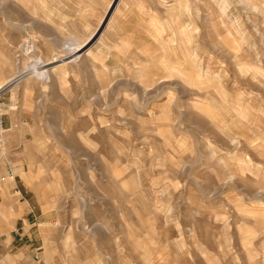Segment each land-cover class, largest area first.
Instances as JSON below:
<instances>
[{
    "label": "rangeland",
    "instance_id": "rangeland-1",
    "mask_svg": "<svg viewBox=\"0 0 264 264\" xmlns=\"http://www.w3.org/2000/svg\"><path fill=\"white\" fill-rule=\"evenodd\" d=\"M172 12L196 63L160 42ZM54 55L65 73L37 78ZM163 55L187 76L156 80ZM5 80L0 264H264V16L236 0H0Z\"/></svg>",
    "mask_w": 264,
    "mask_h": 264
},
{
    "label": "bare ground",
    "instance_id": "bare-ground-1",
    "mask_svg": "<svg viewBox=\"0 0 264 264\" xmlns=\"http://www.w3.org/2000/svg\"><path fill=\"white\" fill-rule=\"evenodd\" d=\"M121 2L122 0H118V2ZM240 5H241V7H243V8H246V9H249V10H251V11H253V12H256V13H258V14H261L262 16H264V4H262V3H259V2H257V1H254V0H236ZM64 4V3H63ZM125 4V3H124ZM126 5V4H125ZM111 8V7H110ZM109 8V9H110ZM220 8H221V11L223 12V13H226L227 12V9H228V4H227V2H225V1H222L221 3H220ZM83 9L84 8H81V9H77V10H79V11H83ZM87 11V10H86ZM88 12V11H87ZM173 13V16L174 15H177L178 14V19L176 20V18H173L171 21H172V23H173V26H174V30H173V32H172V35H170L167 39H165V40H159L158 38V40L161 42V44L164 46V49H167L168 50V47H171L172 46V44H176L179 48H181V49H183V54H184V57L186 58L185 60L186 61H190V62H194V63H196V62H198V57H197V53H198V49H200V44H195L194 45V42H195V40H194V38H195V35H194V33L193 34H184V32H182V31H180V28H181V26H182V24H184V22H182L181 21V16H180V13L179 12H172ZM177 13V14H176ZM103 18H105V17H103ZM108 20V19H107ZM171 23V24H172ZM110 25H112V24H110ZM165 26V25H164ZM239 26V25H238ZM70 27V26H69ZM107 27H109V26H107ZM106 27V28H107ZM166 27V26H165ZM64 28V27H63ZM98 28V27H97ZM72 30V29H71ZM104 31H105V29H104ZM107 31H109V30H107ZM69 33V32H68ZM95 33H92V34H90L89 36H87L84 40H80V39H78L77 37H74L73 35H72V40H73V43H72V45H71V47H70V49L69 50H67V53L70 55H73V49H75V50H79L80 51V53L82 54V55H84L85 54V52L86 51H88L89 49H86V47L87 46H89L90 45V43H91V41L95 38V35H94ZM100 34V33H99ZM162 34H164V33H162ZM162 34H160L162 37H163V35ZM94 35V36H93ZM104 35V34H103ZM194 35V36H193ZM134 36V35H133ZM151 36H153V35H151ZM160 36V37H161ZM193 36V37H192ZM104 37V36H103ZM191 37H192V39H191ZM98 40H100V44H99V46H98V49L96 50V53L95 54H93L94 55V57H102L103 55H104V50L101 48V46H102V38H101V35L98 37ZM130 40V39H129ZM102 43V44H101ZM194 45V46H193ZM95 46H96V44H95ZM93 47V46H92ZM126 47V46H125ZM160 48H161V46H160ZM159 48V49H160ZM167 50H165L166 52H168ZM171 50V49H170ZM178 50V49H177ZM91 53V52H90ZM180 53V52H179ZM86 55V54H85ZM161 56V55H160ZM175 56V55H174ZM93 57V56H92ZM235 58H237V56L235 57ZM239 59V58H238ZM60 61V64H57V62H59ZM127 61V60H126ZM157 61V60H156ZM236 61H237V59H236ZM55 62H56V64H55ZM153 63H159V68L160 69H163V72H162V75L161 76H159L157 79L155 78V75L153 74V72H148V74L149 75H151V77L153 78V79H156V80H159V79H161V78H164L165 77V75L167 76H176V77H179V79L180 78H185L186 76H187V74L185 73V69L183 68V61L182 60H180V59H177V58H173V57H170L169 55L168 56H166V55H163L162 57H160V59H158V62H153ZM74 64V63H73ZM116 66V65H115ZM258 66V65H257ZM43 67V69H38V71H37V73L35 74V76L37 77V78H43V79H47V73H54V71H57V69H60V71L61 72H64L65 73V71H66V65H65V63H63L60 59H59V57H57V56H52L51 58H50V60H49V62L48 63H46V64H44V66H42ZM156 67V66H155ZM120 68V67H119ZM158 68V69H159ZM116 68L114 67V70H115ZM239 71L242 73V74H252L253 76H256V75H260L261 73L259 72V70H256V68H254L253 66H251V65H249V64H246V63H240L239 64ZM60 72V73H61ZM204 73L202 74V77L204 78V79H208V80H210V79H213L214 77H213V73L209 70V69H206L205 71H203ZM165 74V75H164ZM218 76L220 75V74H217ZM251 75V76H252ZM20 76H25V74H21ZM19 76V77H20ZM201 76V75H200ZM99 77V73H97V71H96V78H98ZM100 77H101V75H100ZM259 77V76H258ZM258 77H256L257 79H259ZM25 79H27V78H25ZM104 79V78H103ZM112 79V78H111ZM175 79H177V78H175ZM162 80V79H161ZM195 80V79H194ZM196 80H197V78H196ZM199 80V79H198ZM23 81V80H22ZM21 81V82H22ZM155 81V80H154ZM163 82L165 81V80H162ZM167 81V80H166ZM165 81V82H166ZM6 80L5 81H2V82H0V90H2L3 88H4V86H5V84H6ZM105 82V81H104ZM11 83V82H10ZM106 83V82H105ZM168 83V82H167ZM202 83V82H201ZM12 84V83H11ZM27 84H28V82L27 83H25V86H27ZM161 84V83H160ZM203 84V83H202ZM8 85V84H7ZM167 85V84H166ZM12 86V85H11ZM105 86V85H104ZM197 86V85H196ZM104 88V87H103ZM106 89V88H105ZM142 89L144 90V92H146V91H148L147 90V87H142ZM173 97V96H172ZM225 103H227V106H226V104L224 105V104H222L221 103V105H223V106H225V107H227V108H230V110L232 111L233 110V106L227 101V100H225L224 101ZM145 104H147V103H145ZM201 104V103H200ZM206 104V103H205ZM239 105V104H238ZM229 106V107H228ZM243 107V106H242ZM199 108H200V106H199ZM202 109V108H201ZM223 110V109H222ZM225 110V109H224ZM228 110V109H227ZM227 110H225V112H227ZM203 111V110H202ZM230 111V112H231ZM241 111V110H240ZM206 112V111H205ZM239 112V111H238ZM237 112V113H238ZM210 114V113H209ZM209 114H208V116H209ZM226 114V113H225ZM229 114V113H228ZM227 114V115H228ZM236 114V113H235ZM154 115V114H153ZM213 115V114H212ZM218 115V114H217ZM220 115V114H219ZM237 115V114H236ZM238 115L240 116V118L242 119V121H243V124L244 125H246L247 123H251L252 121H253V119H252V117L251 116H249V114H248V112L247 111H241L240 113H238ZM213 117V116H212ZM211 118V117H210ZM221 119V118H220ZM238 121V120H237ZM240 122V121H239ZM236 125V124H235ZM234 125V126H235ZM240 125H241V123H240ZM239 125V126H240ZM231 129V128H230ZM252 134V133H251ZM253 136V135H252ZM232 140L234 141V140H236V137H234L233 136V138H232ZM240 143V142H239ZM259 147H264V145L262 144V142L258 145ZM213 155H215V154H213ZM213 158V157H212ZM240 159V158H239ZM241 161V163H244L245 161L244 160H240ZM255 162V161H254ZM247 164V163H246ZM263 194V193H262ZM7 229V228H6Z\"/></svg>",
    "mask_w": 264,
    "mask_h": 264
},
{
    "label": "built area",
    "instance_id": "built-area-1",
    "mask_svg": "<svg viewBox=\"0 0 264 264\" xmlns=\"http://www.w3.org/2000/svg\"><path fill=\"white\" fill-rule=\"evenodd\" d=\"M3 126H4V122H3V119L0 118V133L2 132L3 130ZM37 259H39L38 255H36Z\"/></svg>",
    "mask_w": 264,
    "mask_h": 264
}]
</instances>
